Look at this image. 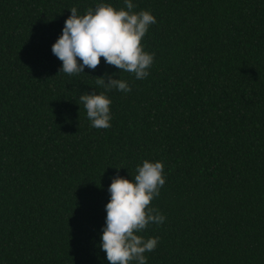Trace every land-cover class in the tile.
Returning a JSON list of instances; mask_svg holds the SVG:
<instances>
[{"label": "trees", "instance_id": "obj_1", "mask_svg": "<svg viewBox=\"0 0 264 264\" xmlns=\"http://www.w3.org/2000/svg\"><path fill=\"white\" fill-rule=\"evenodd\" d=\"M98 2L0 0V264H109V177L144 159L165 178L147 264H264V0H132L156 19L147 78L103 57L59 73L69 9ZM105 73L131 90L107 92L111 126L93 128L78 96Z\"/></svg>", "mask_w": 264, "mask_h": 264}, {"label": "clouds", "instance_id": "obj_2", "mask_svg": "<svg viewBox=\"0 0 264 264\" xmlns=\"http://www.w3.org/2000/svg\"><path fill=\"white\" fill-rule=\"evenodd\" d=\"M123 5L116 8L99 0L82 15L75 7L69 9L70 15L51 45L52 54L62 62L59 73H85V68L95 69L103 57L106 65L115 66L120 72L131 73L137 80L147 78L154 55L144 51L141 40L156 19L150 11L134 12L132 0H123ZM114 75L97 77L96 85L103 91L94 89L78 96L77 104L83 105L90 127L111 126V99L107 92L131 90L127 81L113 78ZM121 168H115L117 172L109 177V198L104 205L106 215L98 246L109 264H147L144 253L156 248L159 237L145 238L139 233L150 224L164 222L165 217L157 209L147 207L165 183L163 164L144 159L130 178L119 175Z\"/></svg>", "mask_w": 264, "mask_h": 264}]
</instances>
